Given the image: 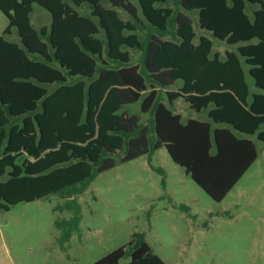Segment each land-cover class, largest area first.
I'll list each match as a JSON object with an SVG mask.
<instances>
[{
  "label": "trees",
  "instance_id": "trees-1",
  "mask_svg": "<svg viewBox=\"0 0 264 264\" xmlns=\"http://www.w3.org/2000/svg\"><path fill=\"white\" fill-rule=\"evenodd\" d=\"M50 15L35 29L33 6ZM85 6L89 15L77 11ZM247 7H253L251 15ZM119 11L128 16L124 20ZM0 213L58 196L63 245L94 177L164 148L221 202L264 143V0H0ZM198 28L235 51L213 52ZM15 30L17 41L7 37ZM173 31L175 40L164 37ZM131 51L139 52L132 64ZM248 79L255 90L251 91ZM175 87V89H173ZM161 91H164L165 102ZM183 101L206 120L171 111ZM139 103L147 116L128 113ZM165 264L143 233L93 264Z\"/></svg>",
  "mask_w": 264,
  "mask_h": 264
},
{
  "label": "rangeland",
  "instance_id": "rangeland-1",
  "mask_svg": "<svg viewBox=\"0 0 264 264\" xmlns=\"http://www.w3.org/2000/svg\"><path fill=\"white\" fill-rule=\"evenodd\" d=\"M253 9L247 7V13L251 15ZM77 11L90 13L85 6ZM119 14L128 19L122 11ZM185 14L196 33L195 44L205 36L222 57L225 50L235 51L236 47L199 30L196 12ZM30 20L39 29L49 25L50 15L34 5ZM6 25L0 12V34ZM7 39L17 41L15 30ZM164 39L175 40L173 31ZM139 58V52L131 51L132 64ZM248 84L251 91H258L249 79ZM170 109L183 122L206 120V112L195 113L181 100ZM124 110L141 115L139 103ZM141 116L144 124L147 116ZM253 141L257 159L221 202L197 187L164 148L126 163L116 159L113 168L96 175L76 196L79 231L63 245L55 221L68 220L71 213L54 210L63 203L58 196L15 205L0 213V264H93L126 245L134 233H143L165 264H264V143Z\"/></svg>",
  "mask_w": 264,
  "mask_h": 264
},
{
  "label": "crops",
  "instance_id": "crops-1",
  "mask_svg": "<svg viewBox=\"0 0 264 264\" xmlns=\"http://www.w3.org/2000/svg\"><path fill=\"white\" fill-rule=\"evenodd\" d=\"M4 29H5V28H4ZM172 106H173V105H172ZM175 114H178V113H175ZM187 120H188V119H187ZM187 120H186V121H187Z\"/></svg>",
  "mask_w": 264,
  "mask_h": 264
}]
</instances>
